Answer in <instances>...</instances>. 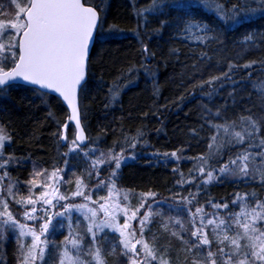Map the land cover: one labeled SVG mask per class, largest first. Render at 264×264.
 <instances>
[{
	"label": "snow or ice",
	"instance_id": "1",
	"mask_svg": "<svg viewBox=\"0 0 264 264\" xmlns=\"http://www.w3.org/2000/svg\"><path fill=\"white\" fill-rule=\"evenodd\" d=\"M253 3L256 7L251 6ZM3 7L4 5L0 4V94L6 95L11 90L23 87L48 100L54 99L57 108L64 110L66 106L68 112L67 120L54 134L58 135L60 146L68 145V151L62 154L65 168H54L49 173L47 169L37 171L34 166L33 178L26 184L29 195L20 199L14 197L19 182L9 183V196L15 199V204L24 209L23 222L17 219L10 209L9 200L0 198V236H3L5 229H13L19 233L18 240L31 238V245L26 249L23 243L20 244L22 264H38L45 259V250L51 246L47 236L57 230V224L62 228L63 220L68 221V235L57 246L60 248L59 264H85V261L80 259V253L86 236L91 237L87 253L91 259L87 264H106L99 242V235L104 234L105 229L119 235L118 243L113 241L112 247L113 250L120 248L122 255L127 257L128 264H171L164 254L158 259L156 247L145 239L146 230L155 217L164 216L165 208L168 212H176L178 215L168 216L162 226L165 230L169 226L173 229L179 227V232L172 231L171 235L181 241L186 253L196 254L192 264H264V200L257 198L255 192H237L230 202L224 203L209 198L205 204L193 210V205L198 203L197 197L205 185L223 180L226 175L238 176L239 180L247 182L251 150L264 149V138L259 139L258 143L256 141V137L264 129V117L240 116L238 122L236 120L229 122L227 117L222 115L226 112L227 105L221 106L215 113L211 109H206L207 115L203 118L208 121V129L213 132L210 137L209 154L193 158L194 167L188 173L190 178L185 180L184 173L180 172V179L176 181V186L180 187L195 185L196 193L189 192L187 196L176 193L164 200L158 199L159 194L156 192L140 193V202L135 208L130 203V198L136 195L135 193L125 191L122 200L120 199V190L117 187L119 172L127 160L135 159V155L126 156L125 152L128 150L135 152L144 135L138 131L135 136H125L123 144L114 142L106 152L98 148L84 151L83 157L86 161L97 151L100 152L96 159L90 161L87 168L89 179L95 173L97 183L94 188L86 190L84 180L77 177L75 190L64 194L60 191L66 183L62 173L70 166L71 155H79L85 144L95 143L85 135L81 104L91 83L89 72L91 52L98 44L115 38L122 30L115 24L104 27L107 20L105 9L94 4L93 0H8L9 11H2ZM197 7L210 11L216 21L225 27L241 25L257 15L264 17V0H237L230 8L219 0H151L150 4L140 9L135 7L134 0L133 11L138 21L137 30L148 25L149 16H169L170 12H165V9H175L183 11V15L178 16L177 21L184 24V31L189 34L203 33L204 35H197L201 43L219 41L221 33L209 23L184 19L192 8ZM168 24L167 20L160 21L161 28L167 27ZM209 33L214 34L208 35ZM254 36L255 33L249 34L244 42H254ZM141 44L145 58H150L148 46L143 41ZM201 57H204V53ZM254 63L244 64L242 68L247 70ZM133 70L130 68L129 72ZM238 70L237 65L229 63L226 72L221 76L211 77L200 87H212L214 92L216 90L214 85L227 81L229 86L236 89L237 84L244 83L243 80L233 79V74ZM103 84L101 77L96 86L100 88ZM223 86L225 85L221 84V87ZM115 89V85L109 86L112 101L118 96ZM211 94L210 92L209 95ZM229 96L234 98L236 91L229 93ZM233 102H236L235 99ZM48 116L55 119L51 110ZM222 118L223 123L211 122ZM71 122L75 123V133L73 139L69 141L66 130ZM57 124L59 126L60 122L57 121ZM237 128L239 130H236ZM5 141L10 142L11 136L4 126L0 125V171L3 172V175H0V196H3L2 182L8 177L5 169L14 160L17 164L20 163L15 157L3 156ZM245 144L249 146L247 150L238 153L235 158H230L219 168L213 167L212 161L215 159L213 148L219 152L226 145L242 147ZM118 146L119 153L115 151ZM163 155L165 159L171 157L176 161L180 160V155L176 151ZM259 155L264 156V151ZM105 168L111 171L101 178L100 173ZM173 172H179V169L174 168ZM261 182L264 183V173H261ZM67 183L71 187V183ZM37 185L43 189L39 195L32 191ZM104 188H107L108 195L93 200V194ZM77 199L83 202L75 203ZM250 199L255 200L253 206L248 203ZM237 205L240 207L239 212L230 211ZM209 206L211 211L206 212L205 208ZM57 208L60 210L56 211ZM145 208L148 211H144L141 216V210ZM155 209L159 211H154ZM74 212L83 217L82 221L76 219V229L86 223L84 235L73 228ZM221 212L224 215H221ZM185 213L187 222L180 218ZM121 216L122 224L119 222ZM134 221L139 222L138 229L134 227ZM185 236L188 238L185 239ZM69 246L75 250L76 255L69 251Z\"/></svg>",
	"mask_w": 264,
	"mask_h": 264
},
{
	"label": "trees",
	"instance_id": "2",
	"mask_svg": "<svg viewBox=\"0 0 264 264\" xmlns=\"http://www.w3.org/2000/svg\"><path fill=\"white\" fill-rule=\"evenodd\" d=\"M93 2L105 9L107 20L104 27L115 24L122 32L115 38L98 44L91 52V83L81 104L84 113L82 124L86 136L95 143H87L79 155H71L70 166L62 173L66 183L61 188L65 194L74 190L77 177L84 180L86 190L94 188L97 183L95 173L89 179L87 168L90 161L96 159L100 152L97 151L87 161L83 152L93 148L106 152L114 142L123 144L125 136H135L140 131L144 135L135 152H125L126 156L135 155V159L127 160L119 172L117 187L120 192L135 193L136 195L130 198L133 202L140 201L139 194L146 192L158 193L160 200L170 198L176 193L185 196L189 192L196 193L195 185L180 187L176 186V181L180 179V172L184 173L185 180L190 178L188 173L194 167L193 158L209 154L213 132L208 129V121L203 118L207 115L206 109L215 113L218 108L227 105V110L222 115L226 116L229 122H238L240 116L264 117V17L257 15L241 25L225 27L216 21L207 9L192 8L190 14L184 16L185 20L194 19L209 23L221 33L219 41H210L203 46L181 38L184 24L178 22L177 17L183 15V11L165 9V12H170L169 16H149L148 25L137 30L138 21L133 11L134 0ZM219 2L230 8L237 0ZM148 4V0H135L137 9ZM251 6L256 7V4ZM161 20H167L168 26L161 28ZM251 33H256L254 42L245 43V37ZM141 41L148 46L150 58H145L142 53ZM251 62H255L251 68H242L244 64ZM229 63L238 66L239 70L233 74V79L243 80V84H237L236 89H233L229 82L222 81L221 84L225 86L214 85V92L212 87H200L211 77H218L226 72ZM130 68L134 70L129 72ZM101 77L104 84L98 88L96 83ZM110 85L116 86L118 96L115 101L109 96ZM233 91H236L234 98L229 96ZM50 110L55 119L48 116ZM67 115V109L57 108L54 99L48 100L23 87L11 90L6 95L0 94V125H3L11 136L10 142L5 141L4 157L12 156L20 161L17 164L14 160L5 169L8 177L2 182L3 196L0 198L9 200L10 209L21 208L15 204V199L29 195L26 184L33 178L34 166L37 171L47 169L49 173L54 168H65L62 154L68 151V145L60 146L59 137L54 134L67 120ZM57 121L60 122L59 126ZM211 122L224 121L222 118ZM74 133V128L69 125L66 130L69 141L73 139ZM261 138H264V129L256 137L257 143ZM246 147H249L248 144L242 147L226 145L219 152L213 148V167L219 168L230 158H235L238 153L247 150ZM115 151L119 153L120 147H116ZM173 151L180 155L179 161L171 157L165 159L163 154ZM261 151L264 149L253 148L250 152L253 156L250 155L248 161L250 171L247 182L239 180L238 176L226 175L223 180L205 185L197 197L198 203L193 205V210L205 204L209 198H214L215 202L220 203L230 202L237 192H255L257 198L264 200V183L261 182L264 156H258ZM174 168L179 169V172L174 173ZM110 171L111 169L105 168L100 173L101 178L107 176ZM16 181L19 183L16 185L13 199L8 194V186L10 182ZM67 182L71 183V187ZM104 189L95 192L92 197L102 195ZM42 190L37 185L32 191L39 195ZM248 203L253 206L255 200L250 199ZM239 208L237 205L230 211L235 212ZM209 210L210 206L205 208V211ZM220 214L224 215L223 212ZM177 215L176 212H168L165 208L164 216L155 217L150 224L145 233L146 239L156 247L158 259L164 254L171 264H192L196 254L186 253L181 241L171 235L172 231L179 232V227L173 229L169 226L165 230L162 226L168 216ZM180 218L187 222L186 213ZM72 220L74 230L84 235V224L76 229L75 220ZM18 235L16 230L5 229L3 236H0V264H17L22 259L20 244L23 240H18ZM66 235L68 224L63 220V227L57 224V230L49 236L51 246L46 251V264L58 262L57 246ZM187 238L185 236V239ZM113 241L118 243L119 237L108 230L99 235L106 264H128L127 257L122 255L119 247L113 250ZM90 242L91 238L86 236L80 255L88 253Z\"/></svg>",
	"mask_w": 264,
	"mask_h": 264
},
{
	"label": "rangeland",
	"instance_id": "3",
	"mask_svg": "<svg viewBox=\"0 0 264 264\" xmlns=\"http://www.w3.org/2000/svg\"><path fill=\"white\" fill-rule=\"evenodd\" d=\"M7 2H8L7 0H4V1L0 0V4L3 3V5L5 6V7H3L2 11H5V12L9 11V9H8V7H7ZM196 21H198V20H196ZM255 34H256V33H255ZM197 35H204V34H203V33L189 34L188 32L184 31V29H183L182 32H181V38L184 39V40H186V41L189 42V43H192V44H201V45H203V46H206V45L209 43V42H208L207 44H205V43H201V42L197 39ZM208 35H213V33H209ZM255 37H256V35L253 37V40H254ZM5 39H7V37H5ZM246 148L248 149V147H246ZM250 155L253 156L252 153H250ZM3 156H4V153H3ZM258 156H260V155H258ZM0 174H3V172L0 171ZM74 186H75V185H74ZM63 190H64V189L60 188V191H61L62 193L65 194V192H64ZM74 190H75V189H74ZM74 190H72V191H74ZM107 195H108V191H107V188H105V189H104V193H103L102 195H99V196H97V197H92V199H93V200H96V199H98V198H100V197H106ZM120 199L122 200V193H121V192H120ZM75 202H76V203H82L83 201H82L81 199H77ZM139 202H140V201H135V202H133V201L130 199V203H131V206H132L133 208L137 207V206L139 205ZM149 203H151V202H149ZM11 210H12V211L15 210V211H13V213L17 216V219H19L21 222H23V215H22V213H23L24 209L19 208V207H14V208H12ZM59 210H60L59 208L56 209V211H59ZM144 211H148V209H146V208H145V209H142V210H141V213H140L141 216L143 215V212H144ZM210 211H211V210L206 211V212H210ZM239 211H240V208H239L238 211H235V212H239ZM20 216H21V218H20ZM77 218H79L81 221L83 220V217L80 216L79 213L74 212V213H73V216H72V219H74V220L76 221ZM58 219H59V218H58ZM66 221H67V220H66ZM119 222H120L121 224L123 223V217H122V216L119 218ZM67 224H68V221H67ZM133 224H134V227H136L137 229L139 228V222H138V221H134ZM84 227H85V230H86V223H84ZM105 230H108V229H105ZM108 231H110V230H108ZM146 231H147V230H146ZM115 235H117V236L119 237L118 234H115ZM49 236H50V235L47 236V239H48V241H49V244H51V243H50ZM89 237H90V236H89ZM90 238H91V237H90ZM137 238H139V236H137ZM145 239H146V235H145ZM146 240H147V239H146ZM24 241H25L26 244H24ZM147 241H148V240H147ZM27 242H28V243H27ZM31 242H32V241H31V238H30V237H25V238H23L22 243L24 244L25 249H26L28 246L31 245ZM148 242H149V241H148ZM149 243H150V242H149ZM47 249H49V247L46 248L45 251H47ZM57 250L60 252V248H58ZM69 251H70L73 255H76L75 251H74L73 249H71V246H69ZM80 259L84 260V261H85V264H87V262L91 259V257H90L88 254H85V255H80ZM22 261H23V257H22V259H20V260L18 261L17 264H22ZM59 261H60V256H59V258H58V262H56V264H59ZM38 264H46V259H44L42 262H38Z\"/></svg>",
	"mask_w": 264,
	"mask_h": 264
},
{
	"label": "water",
	"instance_id": "4",
	"mask_svg": "<svg viewBox=\"0 0 264 264\" xmlns=\"http://www.w3.org/2000/svg\"><path fill=\"white\" fill-rule=\"evenodd\" d=\"M65 108H66V106H65ZM70 124L73 126V128H74V130H75V123H74V122H71ZM85 135H86V133H85ZM85 145H86V144H85Z\"/></svg>",
	"mask_w": 264,
	"mask_h": 264
},
{
	"label": "flooded vegetation",
	"instance_id": "5",
	"mask_svg": "<svg viewBox=\"0 0 264 264\" xmlns=\"http://www.w3.org/2000/svg\"><path fill=\"white\" fill-rule=\"evenodd\" d=\"M138 2H140V0H138ZM148 2H150V3H151V0H148Z\"/></svg>",
	"mask_w": 264,
	"mask_h": 264
}]
</instances>
